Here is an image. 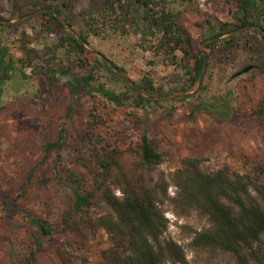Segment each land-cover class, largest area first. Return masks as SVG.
I'll return each instance as SVG.
<instances>
[{"label":"trees","instance_id":"trees-1","mask_svg":"<svg viewBox=\"0 0 264 264\" xmlns=\"http://www.w3.org/2000/svg\"><path fill=\"white\" fill-rule=\"evenodd\" d=\"M195 2L0 0V12L6 10L10 14L9 20L50 10L33 20H37L42 36H54L56 41L46 51H36L29 48L28 37L25 38L21 70L31 68L34 73L46 76L52 84L63 82L70 89L72 103L67 109L66 119L73 118L75 105L83 95L95 100L89 110L82 143L75 148L73 167H64L63 158L59 155L53 170L61 189L59 201L65 227L76 233L79 229L85 230L87 225L90 230L103 229L110 235L111 247L102 253L97 264H195L182 245L167 237L168 207L177 214L196 215L206 220L207 226L197 231L190 243L194 251L229 257L234 264H264L263 183L256 176L234 173L229 167L216 172L207 171L195 159L183 160L182 169L168 176L160 170L163 158L159 145L147 135L129 147L137 160L131 166L127 165L125 153L101 130L107 127L110 116L122 107L128 106L136 111L145 103L162 101L146 99L127 84L121 92L110 86L104 80L102 70L121 81L118 75L68 33L52 12L63 17L90 47L93 46L92 39L107 40L114 36L138 38V47L152 55L154 66L162 62L173 68V73L167 77L170 80L169 94L181 95L194 90L204 66L202 51L182 23L181 7H192ZM0 19L6 20L2 16ZM233 20V24L209 21L208 34L201 40L221 38L246 27L264 29V4L258 0H238ZM0 27L17 31L22 25ZM248 32H241L223 42L207 44L208 64L222 62L238 50L240 36ZM254 33L260 34L256 30ZM262 41L264 43L263 38ZM244 48L253 54L250 59L255 61L257 58L254 56H257L262 60L264 70V55L257 46L246 41ZM8 55L7 49L0 48V90L15 75V63ZM140 75L142 79L138 87L143 93L151 96L165 93V85L156 87L148 73L140 71ZM20 76L26 79L23 72ZM205 85L206 82L199 93L205 92ZM66 138V129L63 128L56 141L44 145V158L28 176L29 183L52 152L64 150ZM77 169L86 171L90 180L84 179ZM259 170L262 172L261 168ZM172 186L176 189L174 196L169 194ZM26 193L25 189L23 194ZM95 200L106 210V215L86 225L74 224L72 219L90 209ZM38 230L41 236L53 232L47 221L39 224ZM34 259L35 253L31 252L26 259L27 264Z\"/></svg>","mask_w":264,"mask_h":264},{"label":"rangeland","instance_id":"rangeland-1","mask_svg":"<svg viewBox=\"0 0 264 264\" xmlns=\"http://www.w3.org/2000/svg\"><path fill=\"white\" fill-rule=\"evenodd\" d=\"M258 1L264 4V0ZM237 3L238 0H196L192 7H181L182 23L198 49L208 53L201 39L208 34L209 21L233 24ZM40 15L25 22L3 25H22L17 31L0 27V48L7 49L15 63L14 78L5 82L0 90V264H27L31 252L35 253L31 264H97L102 253L111 247V238L105 230H90L86 224L107 212L95 200L90 209L72 219L74 224H85V230L79 229L76 233L68 230L61 216V189L53 170L59 155L64 167H73L75 148L82 143L89 110L95 100L83 95L75 105L73 118L66 119L72 103L70 89L63 82L52 84L31 68L21 70L25 38L28 37L29 48L36 51H46L56 41L54 36L40 34L37 20H33ZM1 16L6 19H0L2 21L21 20H9L6 10L0 12ZM229 34L220 42L229 39ZM240 39L238 50L222 62L207 65L203 81L206 82L205 92L180 100L145 103L136 111L125 106L110 116L107 127L101 132L125 153L127 165L137 160L129 147L147 135L159 145L163 158L160 170L168 176L182 169L183 160L195 159L207 171L229 167L234 173L256 176L264 185V70L262 60L254 56L257 60L253 61L250 59L253 54L244 48L246 41L252 42L264 55V43L254 30L242 34ZM92 42L93 46L88 47L104 53L112 64L122 68L144 97L151 95L138 87L142 79L140 71L148 73L156 87L165 85V93L153 97L177 96L169 94L168 90L167 77L173 73V68L162 62L154 66L152 55L138 47V38L114 36L107 40L92 39ZM249 65H254L255 70L235 77ZM21 72L26 79L20 76ZM102 75L120 92L125 90V84L129 85L107 70L103 69ZM98 99L103 101L101 97ZM207 108L226 111L213 113ZM63 128L67 133L64 150L52 152L29 183L28 176L44 158V145L56 141ZM77 170L84 179L90 180L86 171ZM175 191L172 186L170 196H174ZM166 218L169 221L167 237L182 245L195 264H234L229 257L191 249L190 243L196 232L207 226L206 220L196 215L177 214L172 207L167 208ZM45 221L52 225L53 232L41 236L38 225Z\"/></svg>","mask_w":264,"mask_h":264},{"label":"water","instance_id":"water-1","mask_svg":"<svg viewBox=\"0 0 264 264\" xmlns=\"http://www.w3.org/2000/svg\"><path fill=\"white\" fill-rule=\"evenodd\" d=\"M50 10L48 9H45V10H40V11H37L29 16H27L26 18H23L17 22H11V21H2L0 20V24L2 25H12V24H16V23H20V22H25L29 19H32L33 17L37 16V15H40V14H43V13H48ZM55 18L63 25V27L65 28V30L67 32H69L88 52H90L91 54L99 57L100 59H102V61H104V63L109 67V69L111 71H113L115 74H117L120 78H122L124 81H126L129 85H131L134 89L137 90V92L142 96L144 97V95L141 94V92L138 90L137 88V85L131 80L129 79L122 71H120L114 64H112L104 55H102L101 53L91 49L90 47H88L84 41L81 39V37L73 30V28L56 12L52 11ZM250 30H256L258 31L259 33L262 34V36L264 37V29H262L261 27L259 26H253V27H246L245 29H241V30H238V31H235L231 34L228 35V38H231L235 35H237L238 33H241V32H244V31H250ZM223 37L221 38H217V39H213V40H208L206 42L203 43L202 47L204 48L207 44L209 43H217V42H220ZM202 55L204 57V66H203V70H202V74L199 78V81L197 83V87L196 89L191 92V93H186V94H182V95H177V96H173V97H162V96H159V97H153V96H150V97H144L146 99H149V100H180V99H185V98H188V97H191L193 95H196L202 84H203V81H204V77H205V73H206V70H207V65H208V58H207V54H206V51L203 49L202 50ZM255 68L254 65H250L248 67H246L245 69H243L242 71H240L239 73L236 74L235 77L237 76H240L242 74H246L248 72H250L251 70H253ZM210 112H225L226 110L224 108H219V109H212V108H207Z\"/></svg>","mask_w":264,"mask_h":264},{"label":"flooded vegetation","instance_id":"flooded-vegetation-1","mask_svg":"<svg viewBox=\"0 0 264 264\" xmlns=\"http://www.w3.org/2000/svg\"><path fill=\"white\" fill-rule=\"evenodd\" d=\"M260 35L262 36V34H261V33H260ZM235 36H236V35H235ZM262 38L264 39V37H263V36H262ZM249 66H250V65H249ZM253 70H255V68H254ZM253 70H252V71H253ZM238 73H239V72H238ZM242 75H243V74H242Z\"/></svg>","mask_w":264,"mask_h":264}]
</instances>
